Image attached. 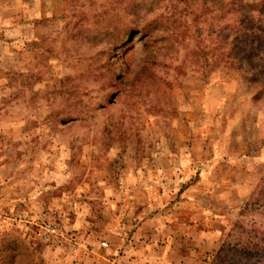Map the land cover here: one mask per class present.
<instances>
[{"label":"rangeland","instance_id":"374dc122","mask_svg":"<svg viewBox=\"0 0 264 264\" xmlns=\"http://www.w3.org/2000/svg\"><path fill=\"white\" fill-rule=\"evenodd\" d=\"M235 4L0 0V264H264V0Z\"/></svg>","mask_w":264,"mask_h":264},{"label":"trees","instance_id":"16d2710c","mask_svg":"<svg viewBox=\"0 0 264 264\" xmlns=\"http://www.w3.org/2000/svg\"><path fill=\"white\" fill-rule=\"evenodd\" d=\"M222 1H225V0H222ZM235 3H236V0H226V5L229 6V8H231V10H233L235 8V5H236ZM170 15L172 17L173 14H170ZM150 26H151L150 24H144V25H142V27H140L141 30H143L146 33V35L148 37L147 40H149V41L155 36L153 33V30L150 29Z\"/></svg>","mask_w":264,"mask_h":264}]
</instances>
